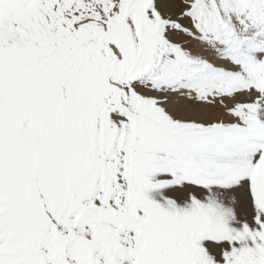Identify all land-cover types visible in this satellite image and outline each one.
<instances>
[{
	"label": "snow or ice",
	"instance_id": "obj_1",
	"mask_svg": "<svg viewBox=\"0 0 264 264\" xmlns=\"http://www.w3.org/2000/svg\"><path fill=\"white\" fill-rule=\"evenodd\" d=\"M0 264H264V0H0Z\"/></svg>",
	"mask_w": 264,
	"mask_h": 264
}]
</instances>
